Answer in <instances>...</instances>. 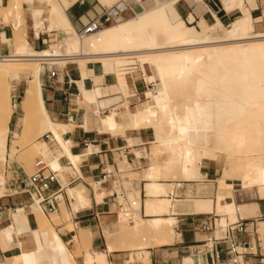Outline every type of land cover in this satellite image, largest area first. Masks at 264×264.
<instances>
[{
  "label": "bare ground",
  "instance_id": "bare-ground-1",
  "mask_svg": "<svg viewBox=\"0 0 264 264\" xmlns=\"http://www.w3.org/2000/svg\"><path fill=\"white\" fill-rule=\"evenodd\" d=\"M99 1L110 9L124 0ZM176 1L157 3L89 35L76 31L60 0L8 1L1 12L13 19L14 38L11 41L15 54L0 58L1 184L6 180L2 161L9 152L28 164L33 155H42L59 171V178L71 171L60 165V154L54 156V150L48 145L59 142L72 163L78 160L63 137L69 129L67 124L53 122L48 116L42 98L41 73L44 64L65 65L77 60L84 74L88 62L98 61L103 64L105 73L114 74L120 84L122 77L129 80L140 70L146 82L156 85L151 100L143 103L132 117L134 128L153 129V154H167L163 164L152 163L145 177L151 182L162 178L199 180L203 178L201 168L205 162H217L221 166L218 212L230 216L232 221L237 220L239 213L248 216V206L238 207L226 200L233 196L234 187L227 180L240 181L243 188L256 187L264 197V31L258 30L246 0H223L228 11L238 8L242 12L229 25L216 13L213 24L202 19L196 25L193 17L188 22L173 21L170 4ZM262 2L264 16V0ZM28 4L32 6L30 10L26 9ZM46 10L51 15L49 28L63 29L66 35L56 47L36 51L28 40L26 14L29 12L38 35L45 30ZM24 73L32 78L26 81L21 101L25 113L23 128L13 133L8 148L9 125L14 112L12 92L22 82ZM161 93L163 102L160 101ZM125 98L130 101V96ZM153 108L158 112H153ZM103 124L109 128L107 118H103ZM36 131L53 134L52 141L44 140L45 134L42 140L36 141ZM124 162L127 163L126 157ZM4 192L2 187L0 196ZM78 194L84 198L82 192ZM148 194L156 197L147 200L148 214L170 212L172 201L164 196L167 194L165 186L149 184ZM161 195L163 197L159 198ZM131 197L129 207H137L140 212L141 201ZM33 204L39 232L45 229L49 233V246L27 248L18 238L15 226L11 225L0 232V241L3 244L7 240L14 242L21 251L7 258L6 264H79L76 254L82 246L91 247V237L74 232L77 250L72 252L50 227V217L39 203ZM62 213L70 219L66 205L62 206ZM55 214L60 218L58 212L51 216ZM140 214L135 223L123 228V235L133 238L134 247L143 249L145 234H155L162 240L170 236L173 219L147 222ZM226 224L223 220L224 228ZM260 231L263 235L264 227ZM239 260L242 261V256ZM96 261L108 264L105 255L87 254L86 264Z\"/></svg>",
  "mask_w": 264,
  "mask_h": 264
},
{
  "label": "crops",
  "instance_id": "crops-1",
  "mask_svg": "<svg viewBox=\"0 0 264 264\" xmlns=\"http://www.w3.org/2000/svg\"><path fill=\"white\" fill-rule=\"evenodd\" d=\"M8 1L0 0V54L12 56L15 54L13 49L15 47L11 41L14 38L12 37L14 24L10 17L1 12ZM148 1L151 3L144 5V0H124L115 7L127 10L128 14L132 15L157 3L171 0ZM60 2L72 26L79 33L85 25L109 9L99 0H60ZM246 2L251 7L258 30L264 31L262 0H246ZM223 3V0H178L170 4V15L173 21L188 22L193 17L194 24L199 25L202 19L213 24L216 13L224 24L229 25L242 12L238 8L228 11ZM50 16L49 11L46 10L45 30L38 36L29 12L26 14L28 40L36 51L56 47L66 35L63 29L49 28ZM82 70L79 62L72 60L65 65L44 64L41 73L42 98L48 116L53 122L67 124L69 129L63 137L71 154L78 157L74 164L66 156L67 152L64 155L66 149L63 147V150L59 142L48 143L54 150V156L60 154V165L71 169L67 175L64 173L65 181L61 176L59 181L69 182L75 174L74 168L82 176L81 180L59 193L63 199L55 212H58L62 219V206L66 205L70 219L61 220L62 222L57 225L52 222L57 234L74 253H76L74 232L79 235L83 232L91 237V247L87 252L83 251V256L77 257L78 263L86 264V256L91 253L93 256L105 255L108 264H227L232 258L228 244L215 243L213 250L207 247L210 246L209 243L207 246L205 244L209 238L222 237L226 229L223 220H226L228 225L244 219L247 223V232L237 233L238 250L242 252V261L239 260V264H264V234L262 235L260 231L261 227H264V197L261 196L259 189L243 188L240 181L227 180L234 187L233 196H228L226 200L235 203L238 207L248 206V216L239 213L237 220L232 221L230 216L218 212L220 188L218 179L221 170L217 162H205L201 168L203 178L199 180L162 178L158 179V182H151L145 177L150 167L141 169L142 166L149 164L147 158H141L142 151L147 152L152 163L157 159L160 164L164 163L167 154L159 153L158 156L153 154L155 144L153 129L134 128L132 117L143 103L151 100L154 92L148 99L150 88L145 80H142L143 76H137L140 70L129 80L122 77L121 84L117 82L114 74L105 73L103 64L98 61L88 62L85 76ZM51 72L55 73V78L50 80L48 75ZM31 78L30 74H23V81ZM125 96H130V101L127 102ZM22 98L23 96H17V90L13 91L14 112L9 125L8 148L11 146L13 133L20 132L23 128L22 117L25 113L21 106ZM153 112H158V109L153 108ZM103 118L108 119L109 128L104 126ZM160 155H166L162 162L159 159ZM125 157L127 163L124 162ZM2 162L5 168V173L3 170L2 173L6 180L0 183V190L4 187L5 191L0 196V232L14 225L18 238L26 243L27 248L48 247L50 236L45 229L39 232L37 218L34 215L35 204H31L28 194L20 191L22 189L20 179L26 180L27 176L31 175L30 172L11 152ZM52 169L56 170L53 167ZM106 169L111 170V176L107 182L100 184L99 181ZM56 171L59 173L58 170ZM152 183L165 186L167 194L164 196L172 201L169 213H147V200L156 199L155 195L148 194V185ZM81 185L87 188L85 200H82L78 193L75 192V196H71L69 192L79 190ZM52 189L57 191L59 185L54 183ZM129 194L141 201V209L137 214L141 213L145 221L173 219L168 238L162 240L156 238L155 234H145L143 240L145 246L141 249L133 246V238L123 235V228L128 224L126 222L128 209L125 210V204L119 199L123 197L126 204L131 205ZM162 197L163 195L159 198ZM52 213L47 215L51 216ZM210 214L213 215L215 223L210 221L212 230L204 231L202 225ZM117 225L120 226L117 235L108 239L107 236L115 231L112 229ZM251 225L258 227L256 233L251 231ZM20 251L21 247L16 243L7 240L3 244L0 241V264H6L7 258L19 255ZM135 251L139 261L136 260ZM146 254L149 256V262L146 260ZM94 264L99 262L96 261Z\"/></svg>",
  "mask_w": 264,
  "mask_h": 264
},
{
  "label": "built area",
  "instance_id": "built-area-1",
  "mask_svg": "<svg viewBox=\"0 0 264 264\" xmlns=\"http://www.w3.org/2000/svg\"><path fill=\"white\" fill-rule=\"evenodd\" d=\"M132 15L128 14L127 10L118 9L117 7L108 9L100 17L85 25L80 34H92L94 32L100 31L107 26L129 18ZM7 56L8 55L0 54V58H6ZM51 73L50 75H48V78L50 80L55 78V73ZM52 135L53 134L47 133L44 135L43 139L47 142H51ZM35 167V172L27 176L26 180L20 179V183L22 185V189L20 191L29 195L31 204L38 202L42 210L46 214L55 212L59 206V202L63 199V197H60L61 195L59 193L65 188L81 180L82 176L78 174V172H76V169L74 168L75 174L74 176H72L71 180L67 183H61L59 181V173L56 170L52 169L51 164L47 160L43 158L38 159ZM111 173V170H104L102 178L99 181L100 184H102L103 182H107L108 178L111 176ZM54 183H57L59 185V189L57 191H54L52 189V185ZM136 212V210L128 211L127 214L130 223H135L137 215ZM210 221L215 223V219L213 218L212 214L209 215L206 222L202 225V229L204 231L212 230ZM241 232H247V223L244 219L229 223L224 230V235L222 237L209 238L205 245L207 246L209 243L210 246L207 247L213 250L215 243L217 244L218 242H225L226 244H228V251L232 255V258L227 262V264H239V256H241L242 253L238 250L239 243L237 233Z\"/></svg>",
  "mask_w": 264,
  "mask_h": 264
},
{
  "label": "rangeland",
  "instance_id": "rangeland-1",
  "mask_svg": "<svg viewBox=\"0 0 264 264\" xmlns=\"http://www.w3.org/2000/svg\"><path fill=\"white\" fill-rule=\"evenodd\" d=\"M149 1L148 0H144V5H146V3H148ZM149 3H151V2H149ZM262 4V3H261ZM263 5V4H262ZM31 4H28L27 5V8L26 9H28V10H30L31 9ZM127 19V18H126ZM12 21H13V19H12ZM131 72V71H130ZM148 72H149V70H148ZM137 76L139 77V76H143L142 75V72L141 71H139L138 73H137ZM142 80H144V79H142ZM144 82V81H143ZM146 82V81H145ZM12 83L13 84H18V81H12ZM146 84L147 85H149V88H150V90L148 91V99L151 97V95H152V93L154 92V88L156 87V85L154 84V83H148V82H146ZM158 88H159V86H157ZM25 88H26V81H23L22 80V82L17 86V88L16 89H14V90H17V96H23L24 95V91H25ZM12 94H13V92H12ZM160 101L161 102H163L164 101V98H163V96H162V93H161V95H160ZM37 132V136H36V134H35V136H36V141H40V140H42V136L46 133V132H42V133H40L41 131H36ZM39 135V136H38ZM150 146L151 145H149L148 147L150 148ZM148 148V149H149ZM142 156H141V158H147V161H148V165L147 166H142V168L141 169H144V168H148V167H150V165H151V163H152V161H151V158L147 155V152L145 151V150H143L142 151ZM122 156H124V154H122ZM165 157H166V155H160V157H159V159H160V161L162 162L164 159H165ZM40 158H43V156L42 155H40V154H35V155H33L32 157H31V163H26V162H24V161H21V160H19V162H21V164L25 167V169L28 171V172H30V174H32V173H34L35 172V170H36V167H35V164H36V162H37V160L38 159H40ZM48 161V160H47ZM158 160L157 159H155V162H157ZM158 163V162H157ZM219 168H220V170H221V166H219V165H217ZM2 168H3V171H4V173H5V168H4V165H3V162H2ZM123 169V168H122ZM141 169H139V170H141ZM71 172V171H70ZM221 172V171H220ZM136 180H138L139 181V179H135V181ZM178 180H181V179H178ZM124 181V180H123ZM134 181V180H133ZM237 182V181H236ZM127 189H129V188H127ZM70 192V194H71V196H75V192L76 193H81L82 192V194L84 195V198H81L82 200H85V193L87 192V188L84 186V185H81L80 186V189L79 190H74V191H72V190H70L69 191ZM129 196V199H132L133 197H131L130 196V194L128 195ZM119 201L121 202V203H124L125 204V210H127L128 209V211H131V210H136L137 211V207H132V208H130L129 207V205L128 204H126V202H125V199L123 198V197H121L120 199H119ZM129 201H131V200H129ZM132 202V201H131ZM130 209V210H129ZM122 213V212H121ZM136 213H139V211H137ZM62 216H63V218L61 219V218H58L57 217V214H55V215H52V216H49L50 217V219H49V225H50V227L53 229V231L54 232H56V228L54 227V225L52 224V222L54 223V224H60L62 221L61 220H64V221H68L69 219L68 218H65L64 217V215H63V213H62ZM136 219H138V215H136ZM52 220V221H51ZM126 222L127 223H130L129 222V220H128V217H127V219H126ZM258 228V227H257ZM255 226H253V225H251V231H253L254 233H256L255 232V229H257ZM118 229H120V226H115L114 227V229H112L114 232L112 233V234H109L108 236H107V238L109 239L111 236H116L117 235V233H118ZM57 233V232H56ZM224 234H222L221 236H223ZM75 238V237H74ZM261 242L263 243V240H261ZM263 245H264V243H263ZM68 246V245H67ZM69 247V246H68ZM70 248V247H69ZM75 248H76V250H77V241H76V238H75ZM87 250H88V248L86 247V246H82L81 247V249L79 250V253H77L76 255H77V257L78 256H83V251H86L87 252ZM92 251V250H91ZM134 253H136V260H138L139 261V258H138V254H137V251H135ZM27 264H30L29 262H26ZM32 264H37L36 262H32Z\"/></svg>",
  "mask_w": 264,
  "mask_h": 264
}]
</instances>
